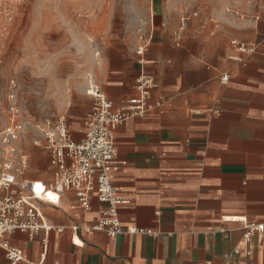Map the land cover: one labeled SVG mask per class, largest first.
I'll use <instances>...</instances> for the list:
<instances>
[{"label": "crops", "instance_id": "1", "mask_svg": "<svg viewBox=\"0 0 264 264\" xmlns=\"http://www.w3.org/2000/svg\"><path fill=\"white\" fill-rule=\"evenodd\" d=\"M187 25L163 5L144 53L136 43L120 60L109 59L98 84L119 107L136 96L141 74L158 83L152 101L162 106L124 121L114 138V182L127 200L119 217L145 232L74 231L97 223L96 195L91 211L76 206L72 191L59 202L48 195L39 201L43 219L64 230L32 240L6 234L24 252L17 264H264V235L252 236L249 257L232 253L244 221H264V8L239 22V31L203 19ZM235 38L256 45L244 64L228 57ZM86 116L82 129H70L75 140L85 136ZM0 264H8L1 247Z\"/></svg>", "mask_w": 264, "mask_h": 264}, {"label": "rangeland", "instance_id": "2", "mask_svg": "<svg viewBox=\"0 0 264 264\" xmlns=\"http://www.w3.org/2000/svg\"><path fill=\"white\" fill-rule=\"evenodd\" d=\"M163 5L181 22L189 17L187 26L203 19L239 31L264 0H0V130L15 107L25 126L18 143L30 164L22 179H51L35 124L63 114L73 133L82 129L95 104L90 79L100 84L105 62L145 40Z\"/></svg>", "mask_w": 264, "mask_h": 264}, {"label": "built area", "instance_id": "3", "mask_svg": "<svg viewBox=\"0 0 264 264\" xmlns=\"http://www.w3.org/2000/svg\"><path fill=\"white\" fill-rule=\"evenodd\" d=\"M0 11L4 13L5 8ZM188 19L189 17H184L182 23L186 24ZM145 46L142 41L137 47V53H144ZM255 50V44L235 38L230 42L228 57L244 64ZM228 78L224 74L222 81L227 82ZM157 86V81L151 75L141 74L135 83L136 96L116 107L98 83L90 79L87 93L94 98L96 105L84 120L86 132L80 140L73 138L66 115L36 123L35 128L42 135L43 146L50 159L52 174L47 182L22 179L30 165L29 155L18 143L25 132V126L18 110L9 107L8 122L0 130V247L4 250L8 264L22 262L25 257L21 248L12 245L5 238L6 234L22 232L32 240L41 231L52 228L60 232L64 230V227L46 224L43 219L39 201L48 195L51 196L49 201L59 202L65 193L72 191L78 199L76 206L85 211L92 210V198L96 195L100 214L97 223L93 226L75 225L74 231H104L110 236L126 232H145L123 226L119 217L118 207L127 203V200L121 196V188L114 182L113 170L118 166L114 138L121 123L135 116L146 115L162 106L161 101H152V92ZM39 143L40 140L35 142ZM37 187L41 188L40 193L37 192ZM243 224L245 233L242 242L235 246L232 253L249 257L250 240L255 234L264 235V221H244ZM146 233L151 234L152 231Z\"/></svg>", "mask_w": 264, "mask_h": 264}, {"label": "bare ground", "instance_id": "4", "mask_svg": "<svg viewBox=\"0 0 264 264\" xmlns=\"http://www.w3.org/2000/svg\"><path fill=\"white\" fill-rule=\"evenodd\" d=\"M36 190H37V192H39V193L41 192V188H40V187H37Z\"/></svg>", "mask_w": 264, "mask_h": 264}]
</instances>
